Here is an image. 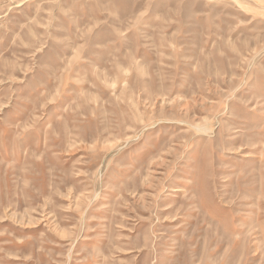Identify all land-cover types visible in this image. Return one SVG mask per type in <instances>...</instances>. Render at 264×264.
Returning <instances> with one entry per match:
<instances>
[{
    "label": "rangeland",
    "instance_id": "1",
    "mask_svg": "<svg viewBox=\"0 0 264 264\" xmlns=\"http://www.w3.org/2000/svg\"><path fill=\"white\" fill-rule=\"evenodd\" d=\"M0 264H264V0H0Z\"/></svg>",
    "mask_w": 264,
    "mask_h": 264
}]
</instances>
